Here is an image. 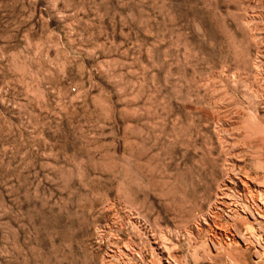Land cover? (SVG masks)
I'll return each instance as SVG.
<instances>
[{
    "label": "rangeland",
    "instance_id": "rangeland-1",
    "mask_svg": "<svg viewBox=\"0 0 264 264\" xmlns=\"http://www.w3.org/2000/svg\"><path fill=\"white\" fill-rule=\"evenodd\" d=\"M160 259L264 264V0H0V264Z\"/></svg>",
    "mask_w": 264,
    "mask_h": 264
},
{
    "label": "bare ground",
    "instance_id": "bare-ground-1",
    "mask_svg": "<svg viewBox=\"0 0 264 264\" xmlns=\"http://www.w3.org/2000/svg\"><path fill=\"white\" fill-rule=\"evenodd\" d=\"M234 215H238V214H234ZM226 231V230H225ZM228 233V232H227ZM255 233V232H254ZM253 234V233H252ZM224 238L226 239V241L222 244V246L224 245V248H229V249H236L238 247L239 241H237L235 238L230 237L229 238V234H223ZM224 239V240H225ZM228 255V254H227ZM160 258V257H159ZM230 260L233 261L234 258L230 257ZM168 262V261H167ZM234 262V261H233ZM170 263V262H169ZM169 263H165L164 261H162L161 259L159 260V264H169Z\"/></svg>",
    "mask_w": 264,
    "mask_h": 264
}]
</instances>
